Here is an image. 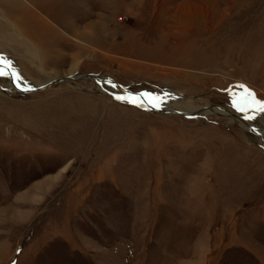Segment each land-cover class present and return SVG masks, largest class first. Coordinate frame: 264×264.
Returning <instances> with one entry per match:
<instances>
[{"label": "rangeland", "instance_id": "rangeland-1", "mask_svg": "<svg viewBox=\"0 0 264 264\" xmlns=\"http://www.w3.org/2000/svg\"><path fill=\"white\" fill-rule=\"evenodd\" d=\"M0 65L35 88L113 82L0 78V264H264L256 135L114 96L259 132L264 0H0Z\"/></svg>", "mask_w": 264, "mask_h": 264}, {"label": "bare ground", "instance_id": "bare-ground-1", "mask_svg": "<svg viewBox=\"0 0 264 264\" xmlns=\"http://www.w3.org/2000/svg\"><path fill=\"white\" fill-rule=\"evenodd\" d=\"M185 21V20H184ZM13 27V25H12ZM16 30V31H15ZM40 30V29H39ZM12 34L16 35H22L21 32H19L17 29H12L9 30ZM8 30L6 32H3L4 35L11 37L12 41V34H10ZM20 37V36H19ZM13 41L17 44H21L18 42L17 36L13 37ZM12 41V42H13ZM0 73H3V75H0V78L5 82L6 86L11 89V90H17V89H32L35 88L34 85L30 84L27 81L22 80L18 75L11 73H8L6 70L0 68ZM72 77V76H71ZM18 78V79H17ZM52 79H49V81ZM94 82L97 86L98 89L96 91L100 92L101 86L103 82ZM102 91V89H101ZM114 96H120V97H125L123 99L127 104L129 105H135V106H140L142 108L148 107L150 108V105H152V100L155 101H162L158 105V107H155L157 111H164V112H176V113H181V114H197L198 116H222L226 118L229 122V124H234L240 126V128L243 130V132L248 133V132H254L253 134L256 135V143L261 146L264 149V129H260L261 127L264 128V124L259 123L257 128L259 129V132H256L254 128L249 126L247 123H244L243 120H241L239 117L230 114L227 111L224 110H218L215 108H209L208 106L205 108L197 109L195 106H193L192 101H182L181 99H177L176 97H170L167 99H162L161 96L163 95H153L150 97V99H145L143 97H137V96H132V95H127V94H114ZM166 96V95H165ZM129 99L135 100V103H130ZM264 113H259L256 118H258L260 121L263 120ZM264 121V120H263Z\"/></svg>", "mask_w": 264, "mask_h": 264}, {"label": "water", "instance_id": "water-1", "mask_svg": "<svg viewBox=\"0 0 264 264\" xmlns=\"http://www.w3.org/2000/svg\"><path fill=\"white\" fill-rule=\"evenodd\" d=\"M0 68L6 70L8 73L13 72L9 68H6V67L1 66V65H0ZM80 79H84V80H88V81L92 80V81H95V82H103V83H111V84H113L112 80L108 79V78L93 77V76H90V75H79V76L75 75V76L67 77V78H63V79L50 80V81L46 82L45 84H43L42 86H39L37 88L17 89L15 91H18V92L23 93V94H28V93H32V92H35V91L44 90V89L49 88L50 86H53V85H58V84H62V83L70 84L73 81H77V80H80ZM150 110H154V108H150ZM176 114H179V113H176ZM179 115L184 116V117H188V118L196 116V115L186 116V115H183V114H179ZM252 133H254V132H252Z\"/></svg>", "mask_w": 264, "mask_h": 264}, {"label": "snow or ice", "instance_id": "snow-or-ice-1", "mask_svg": "<svg viewBox=\"0 0 264 264\" xmlns=\"http://www.w3.org/2000/svg\"><path fill=\"white\" fill-rule=\"evenodd\" d=\"M0 75H3V73H0ZM18 79V78H17ZM247 95L252 96L253 97V104L255 105V107L252 109L253 112H262L264 113V101H259L256 100L255 97L253 96V94L251 92H249L247 89H245ZM143 96H148V93H142ZM116 99H125V97H120L117 96ZM130 103H135V100L133 99H129ZM158 104H153V107H158ZM233 107L237 109V111L244 113V119L246 120H254L255 119V115H248L249 112V108L248 107H244L241 104L237 103L235 100H233Z\"/></svg>", "mask_w": 264, "mask_h": 264}]
</instances>
